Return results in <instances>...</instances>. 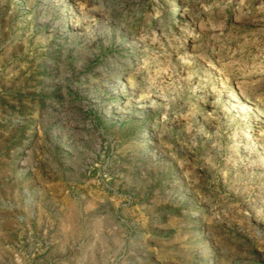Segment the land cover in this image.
<instances>
[{
	"label": "rangeland",
	"instance_id": "374dc122",
	"mask_svg": "<svg viewBox=\"0 0 264 264\" xmlns=\"http://www.w3.org/2000/svg\"><path fill=\"white\" fill-rule=\"evenodd\" d=\"M0 264H264V0H0Z\"/></svg>",
	"mask_w": 264,
	"mask_h": 264
}]
</instances>
